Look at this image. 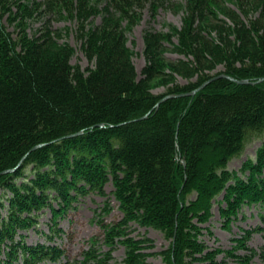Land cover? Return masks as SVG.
<instances>
[{
  "label": "trees",
  "instance_id": "trees-1",
  "mask_svg": "<svg viewBox=\"0 0 264 264\" xmlns=\"http://www.w3.org/2000/svg\"><path fill=\"white\" fill-rule=\"evenodd\" d=\"M27 1L30 8L23 7ZM161 8L181 10V27L146 32V65L137 79L122 24ZM29 10L74 22L90 67L71 64L73 48L58 43L47 20L28 36ZM166 42L184 59L167 64ZM167 70L188 83L177 84ZM260 79L264 0H0V264H108L118 245L122 264H146L152 241L133 236V225L168 241L161 264H222L223 251L201 240L219 196L227 223L245 207L256 208L260 220L237 239L245 254L225 256L264 263V243L257 252L245 246L252 233L264 240V142L238 171L228 170L249 141L264 136V80L250 84ZM157 81L160 95L150 92ZM205 82L194 96L155 107ZM109 183L121 217L104 222L106 200L94 211L100 244L93 238L80 260L68 258L55 244L62 238L58 219L89 194L108 198ZM46 212L44 233L37 228ZM30 230L44 241L28 243Z\"/></svg>",
  "mask_w": 264,
  "mask_h": 264
},
{
  "label": "rangeland",
  "instance_id": "rangeland-1",
  "mask_svg": "<svg viewBox=\"0 0 264 264\" xmlns=\"http://www.w3.org/2000/svg\"><path fill=\"white\" fill-rule=\"evenodd\" d=\"M31 1V0H30ZM41 1V0H36ZM173 2L180 3V0H173ZM30 2H24L23 7L30 8ZM33 14L25 15L26 33L32 37L37 34V31L43 26L47 20L48 27L52 31H56L60 34L58 43L68 44L73 48V56L71 58V64L79 66L82 70L90 67L89 63L82 54L80 43L75 39V23L66 18L64 14L57 16L56 18H49L45 15H36L33 10H29ZM183 12L181 10H173L172 8H161L154 16H151L148 9L142 12L140 20L135 25H129L126 22L122 24L123 31L126 37V45L131 52V61L135 67L137 73V79L141 78V70L146 65L145 59V46L146 39L145 34L147 31L150 32H161L164 34L169 33L170 28L179 29L181 27V18ZM98 21V20H97ZM96 21V22H97ZM10 32H14V27L8 25L5 21ZM173 45L177 44L176 38L173 39ZM165 50L163 51V59L167 64H173L179 59L184 57L174 51L171 44L164 43ZM222 70V66H218L215 74ZM170 72V70H167ZM175 76L177 84L185 85L188 83L187 80L183 79L178 75ZM193 82V79L191 80ZM150 92L154 95H160L164 92L161 81L153 82L151 84ZM160 101V100H159ZM264 142V136L258 139H252L249 141L244 148V151L240 157L232 159L228 164V170L236 172L241 167V164L248 158H253L256 150L259 148L261 143ZM105 193L108 198L100 197L96 194H89L80 199L76 207L67 212L66 215L58 219V226L62 230V238L57 239L55 244H60L66 251V256L70 259L81 258V253L88 249L91 239H97L100 244L102 238V231L98 225V219L95 218L94 211L103 207L104 202L109 200V207L111 208L109 214L104 216L105 223H111L118 220L121 214L118 210L117 204L110 196L112 190L111 184L105 186ZM193 198V197H192ZM222 196H219L214 202L212 207V216L210 220L203 225V232L201 240L206 243L210 249H220L223 252L217 256L219 261L223 260L222 264H241L237 261L225 256L226 252L231 251L235 254L244 255L245 250L238 246L237 239L242 237L243 230L251 229L260 223L257 216L256 208L245 207L237 213L236 219H232L231 222L227 223L219 213ZM50 220V213L46 212L39 218V225L37 231L44 233L48 232V226L46 225ZM133 236L146 237L152 241V247L147 249L146 264H161L160 252L168 247V241H166L162 233L153 230L151 228H141L137 225H133ZM27 242L34 244L36 242H43L44 239L37 236L36 232L30 230L27 236ZM240 240V239H239ZM264 243V240L260 233H252L248 242L245 246L258 251ZM100 251H106L105 246L101 247ZM112 258L108 264H122L124 258V248L120 245L113 249ZM204 264V263H195ZM249 264H264L259 258L254 257Z\"/></svg>",
  "mask_w": 264,
  "mask_h": 264
},
{
  "label": "water",
  "instance_id": "water-1",
  "mask_svg": "<svg viewBox=\"0 0 264 264\" xmlns=\"http://www.w3.org/2000/svg\"><path fill=\"white\" fill-rule=\"evenodd\" d=\"M220 77H225L226 79H228V80H230V81H233V82H235V83H238V84H247L248 83V81H246V80H235V79H233V78H230V77H227V76H224V75H219L218 76V78H220ZM264 79H260V80H258V81H256V82H251L250 84L252 85V84H254V83H259V82H261V81H263ZM209 81H211V80H209ZM208 81V82H209ZM208 82H205L204 84H202L200 87H198L197 89H195V90H192V91H190V92H188V93H183V94H179V95H169V96H165L164 98H162L156 105H155V107H157L160 103H162L164 100H166V99H169V98H174V97H188V96H194L198 91H200ZM148 115V114H147ZM147 115H145V116H143L141 119H144V118H146V116ZM98 127H102V125H99ZM79 134H81V133H77V134H74L73 136H77V135H79ZM70 137H72V136H69L68 138H70ZM39 147H41V145L40 146H37V147H35V148H33V150H35L36 148H39ZM21 166V162L19 163V165L15 168V169H12V170H8V171H5L4 173H11V172H14L16 169H18L19 167Z\"/></svg>",
  "mask_w": 264,
  "mask_h": 264
}]
</instances>
